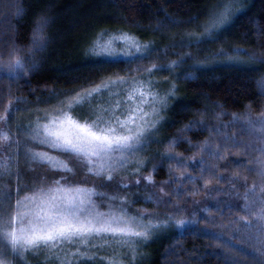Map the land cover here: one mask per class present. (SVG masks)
Returning a JSON list of instances; mask_svg holds the SVG:
<instances>
[{"label": "trees", "instance_id": "1", "mask_svg": "<svg viewBox=\"0 0 264 264\" xmlns=\"http://www.w3.org/2000/svg\"><path fill=\"white\" fill-rule=\"evenodd\" d=\"M216 2L0 0V61L9 59L13 47L31 45L37 21L47 18L46 44L35 53L34 63L26 61L25 71L11 74L6 64L0 66V120L12 106L40 103L121 73L123 64L108 66L97 54L99 44L111 36L130 34L161 49L208 20L207 6ZM220 3L229 6V22L211 32L214 40L205 43L204 53L231 48L243 52L234 53L236 61L230 65H210L205 58L202 69L190 64L176 68L171 75L179 86L178 97L157 139L147 147L143 169L190 198L215 193L216 206L207 208L213 218L202 217L199 225L185 229L171 221L128 264H264V224L251 214L261 205L256 201L264 202V178L256 162L264 144L256 121L264 112V91L258 84L264 66L248 55L264 56V0ZM248 118L256 128L248 125ZM168 153L180 158L169 159ZM174 171L188 176L180 182L173 179Z\"/></svg>", "mask_w": 264, "mask_h": 264}, {"label": "snow or ice", "instance_id": "2", "mask_svg": "<svg viewBox=\"0 0 264 264\" xmlns=\"http://www.w3.org/2000/svg\"><path fill=\"white\" fill-rule=\"evenodd\" d=\"M228 7H222L220 0L207 6L206 16L210 22L203 33L204 36H210L211 32L218 31L229 22ZM46 23L47 18L41 16L32 30L31 45L13 47L9 59L0 61V66L6 64L10 70L9 74L25 71L26 61L32 60L34 63L35 53L46 44L43 32ZM196 39L200 40L201 36L196 34ZM136 47L138 51H142L138 45ZM257 59H260L261 66H264V56L257 58L253 54L252 60ZM258 84L264 91V75H261ZM84 94L90 95L87 90ZM149 95L152 99L145 101L144 97ZM145 103L150 111H145ZM156 104L155 93L142 91L137 106L123 107L117 104L111 110L104 109L108 112L107 116H97L92 122H81L74 118L71 112L63 109L46 112L43 121L38 119L35 122L31 127L30 139L40 147L30 148L25 145V154L47 164L53 173L59 170L72 175H59L46 185L37 184L25 179L24 170L19 166V148L15 149L17 168L14 172L9 166L10 161H5V166L0 169V176L7 175L11 182L0 184V264H15L17 255L22 257L26 250L41 247H48L49 254L56 255V246L63 242L87 245L89 239L107 235L124 243L137 238L147 240L150 232L167 225L169 220L177 225L186 222L176 220L170 215L169 220L152 219L154 214L146 209L137 210L138 215L129 214L130 201L124 196L103 192L99 195L107 196V200L102 202L105 207L101 208L93 200L96 189L87 186V176L74 178L76 168L82 165V170L86 173L111 180V169L116 162H125L127 154L142 148L147 143L148 133L155 130L160 119V109ZM150 116L154 118L146 119ZM256 121L259 123L261 139H264V112L257 115ZM247 122L250 127H257L252 119L248 118ZM0 140L16 145L21 143L10 138L7 132L0 134ZM45 148L48 150H43ZM259 151L262 155L257 157L256 162L259 165V174L264 178V144L259 146ZM167 157L180 158L179 154L173 153H168ZM136 163L141 162L137 160ZM12 177L14 179H11ZM146 179L151 181L152 176L148 175ZM247 199L245 195L246 208L249 207ZM146 214L150 217L147 221L143 219ZM251 214L264 224V202ZM243 219L247 220V217ZM75 256L91 258L88 252H81L79 248H76ZM106 259H109V264H123L122 261ZM60 264H69L67 257H61Z\"/></svg>", "mask_w": 264, "mask_h": 264}, {"label": "rangeland", "instance_id": "3", "mask_svg": "<svg viewBox=\"0 0 264 264\" xmlns=\"http://www.w3.org/2000/svg\"><path fill=\"white\" fill-rule=\"evenodd\" d=\"M228 10L230 9L228 8ZM208 22H210L209 18L195 29L175 36L174 41L161 49L152 48V44L147 45V43L141 42L136 36L130 34L113 35L100 43L97 54L102 55V59L105 60L104 64L108 66L123 64L124 69L121 73L101 78L85 87L82 86L74 90L48 96L40 103L28 105L23 102L12 106L3 119L0 120V134L7 132L10 138L19 140L21 143L16 145L15 143L0 140V169H3L7 160L10 161L9 166L12 171H15L17 168L15 149L19 148V166L24 170L26 180L46 185L59 175L71 176V173L59 170L53 173L47 164L34 160L24 152L25 145L39 149L40 146L30 139V133L31 127L38 119L40 121L44 120V113L63 109L71 112L72 116L81 122H92L97 116H107L108 112L104 111V109L111 110L117 104L123 107L137 106L141 99L142 91L155 93L157 97L156 107L160 109V119L156 124L155 130L150 131L146 136L147 143L142 148L137 149L135 153L127 154L125 162H116L111 169V180H106L104 176L86 173L82 170V165L76 168L74 178L79 179L82 176H87V186L96 189L93 200L101 208L105 207L102 202L107 200V196L99 195V193L103 192L108 195L124 196L130 201L131 204L128 206L129 214L138 215L137 210L146 209L154 214L151 217L152 219L169 220L170 215L177 220H185L186 222L183 225H179L182 229L199 225L202 217L212 219V214L210 210L207 212V208L216 206L215 200L217 197L215 193L208 192L203 197L190 198L186 194L181 193L180 190L174 191L172 186H168L167 182L156 181L150 172L143 171L147 147L152 141L157 139L167 121L169 109L178 97L177 90L179 86L175 78L172 77L173 75H171L175 73L176 68H184L185 65L190 64L195 68L202 69L205 63L200 61L205 58L212 61L210 65H230L233 61H236V57L233 54L239 51L243 52L241 48H231L229 51L227 49H219L217 51L215 49L218 45L214 44L211 46L215 50L214 56L204 53L205 43L210 44L214 40V38H209L210 36L203 35L208 27ZM196 30H199V32L195 33ZM196 34L201 36L200 40L196 39ZM208 38L209 40L207 41ZM137 45L142 51H138ZM248 55L251 57L253 53H248ZM215 56L224 59H218ZM154 70L159 72V74L153 72ZM168 73L170 74L169 76H167ZM186 76L187 74H184L182 78ZM103 85H107V87H103ZM94 88L97 91H92ZM85 90L90 95L86 96L84 94ZM77 97L82 99H77ZM160 98H164V100L161 101ZM144 99L147 101L152 99V97L149 95L144 97ZM144 108L145 111H150L147 103H145ZM153 118L150 116L146 119ZM139 119L138 115L137 120ZM43 150L47 151L48 149L45 148ZM56 154L60 155L59 153ZM137 160L141 163L137 164ZM148 175L152 176L151 181L146 179ZM187 176L188 173L186 171L173 172V179H177L180 182ZM11 179H14V177ZM9 182L11 181L7 175L0 176V184ZM80 182L85 183V181ZM139 201H142V203ZM257 202L259 204L262 203L261 200ZM108 203H118V201H108ZM151 204H153V208H149ZM149 218L147 214L143 217L145 221ZM170 223L171 220H169L167 225L160 226L150 232L147 240L137 238L134 241L130 240L124 243L111 235H107L91 238L87 245L63 242L56 246V255H50L48 247L26 250L22 257L16 256L15 264H60L61 257H67L69 264H109V259L106 258L128 264L127 259L131 258L134 260L138 250L169 228ZM102 241L107 243H102ZM76 248H79L81 252H88L91 258H77L75 256ZM133 248L135 249L134 256Z\"/></svg>", "mask_w": 264, "mask_h": 264}]
</instances>
